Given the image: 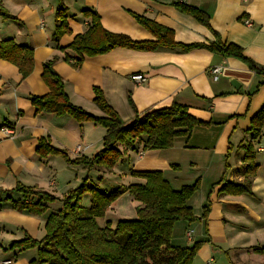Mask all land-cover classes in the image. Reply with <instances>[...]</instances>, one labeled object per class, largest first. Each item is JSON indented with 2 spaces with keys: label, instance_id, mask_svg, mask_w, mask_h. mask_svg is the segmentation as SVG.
I'll list each match as a JSON object with an SVG mask.
<instances>
[{
  "label": "crops",
  "instance_id": "crops-1",
  "mask_svg": "<svg viewBox=\"0 0 264 264\" xmlns=\"http://www.w3.org/2000/svg\"><path fill=\"white\" fill-rule=\"evenodd\" d=\"M174 1L178 0H62L69 32L54 42L58 0H2L6 11L16 19L0 17V40L12 38L31 47L34 64L32 72L22 78L15 65L0 59V264H31L37 259V248L10 245L27 237L43 238L48 215L61 206L59 200L50 202L40 215L14 209L12 201L22 200L21 193L13 190L18 183L61 198L85 176L101 189L143 183L142 178L131 175L132 170H160L173 189L199 179V189L188 204L199 217L209 198L207 232L202 219L175 225L181 223L185 232L193 230L190 239L186 236L190 244L203 241V256L214 259L213 246L222 244L223 248L233 249L234 261L252 253V257H261L264 264V255L251 250L264 247V151L258 150L259 145L264 146V123L253 142L259 166L252 179V194L218 192L225 180L244 179L241 144L249 138L251 117L264 103V74L236 57L204 48L140 51L116 47L101 55L85 56L77 68L65 59L73 54L67 46L90 24V17L84 13L89 10L99 15L106 30L134 40L154 39L135 19V15H140L172 29L174 39L184 44H235L247 58L264 68V0H184L208 14V26L179 11L172 5ZM245 20H250L252 26H247ZM53 56L57 57L53 68L62 77L70 101L94 115H103L94 103L93 88L98 87L126 124L136 114L177 102L186 105L189 113L204 125H196L188 135L176 137L173 145L165 149L144 151L142 143L129 148L119 145L120 149L125 148L124 154L110 170L69 164L57 154L40 156L38 142L46 139L70 159L91 157L103 147L106 132L99 124L78 122L68 114L35 113L29 98L48 93L42 79L43 64ZM213 67H221L217 79L210 71ZM135 73L146 79L133 80ZM3 126L12 133H3ZM220 180L223 181L216 184ZM105 182L113 183L104 187ZM87 196L83 198L88 199ZM123 199L134 205L133 217L136 216L138 202L125 192L98 218L101 226H114L116 205Z\"/></svg>",
  "mask_w": 264,
  "mask_h": 264
},
{
  "label": "trees",
  "instance_id": "trees-1",
  "mask_svg": "<svg viewBox=\"0 0 264 264\" xmlns=\"http://www.w3.org/2000/svg\"><path fill=\"white\" fill-rule=\"evenodd\" d=\"M172 5L179 11L192 15L200 23L209 25L208 14L200 8L180 1H174ZM84 13L90 17V24L85 32L77 34L67 46L73 54L65 56L75 68L81 65L85 56L101 55L116 47L140 51H155L160 47L183 51L204 48L225 57H236L250 69L264 74V68L247 58L235 44L220 41L184 44L174 39L172 29L140 15H135V19L154 39L134 40L126 34L106 30L101 25L97 13L89 10ZM0 17L5 20L16 19L6 11L2 0ZM56 20V31L52 35L54 42H58L64 33L69 32L66 7L62 0H58ZM0 59L15 65L22 78L33 70V49L16 43L12 38L0 40ZM56 59L57 57L53 56L43 64L42 79L49 88L48 93L41 96L32 95L29 98L35 113H51L56 116L68 114L78 122L91 121L99 124L106 132L103 147L91 157L70 159L63 150L51 146L46 139H40L38 142L37 152L40 156L57 154L64 157L69 164H80L87 169L102 167L110 170L122 158L125 148L134 147L137 143H142L144 151L169 148L176 137L188 135L196 125H204L203 121L189 113L186 105L177 102L136 114L133 120L126 124L108 104L98 87L93 88L94 103L103 115H94L70 101L62 77L53 68ZM263 123L264 103L251 117L249 138L241 144L244 150V179L240 182L225 180L219 188V194H252V179L259 166L255 160L253 142L259 137ZM119 145L125 148L120 149ZM131 175L142 178L144 182L106 190L91 181L89 176H85L77 187L70 189L61 198L18 183L13 190L21 193L22 200L12 201L14 209L40 215L47 210L50 202L59 200L61 206L48 215L43 238L37 240L27 237L13 241L10 247L37 248L38 257L32 260L31 264H192L203 241H194L190 246L181 247L173 245L171 237L177 222L192 224L198 219L204 221L207 232L211 205L209 198L199 217L188 204L199 188V179L179 189H173L160 170H132ZM125 192L138 202L136 216L119 220L116 227L108 223L101 226L98 218L103 217L111 203ZM85 195L90 197L88 206L81 205ZM251 250L264 255V247L255 246Z\"/></svg>",
  "mask_w": 264,
  "mask_h": 264
},
{
  "label": "rangeland",
  "instance_id": "rangeland-1",
  "mask_svg": "<svg viewBox=\"0 0 264 264\" xmlns=\"http://www.w3.org/2000/svg\"><path fill=\"white\" fill-rule=\"evenodd\" d=\"M112 183L113 182H109L106 184L105 182L103 185L104 187H107ZM123 183L125 184V182ZM114 187L116 186H111L110 188H106V189L112 190L114 189ZM88 199L83 198L81 201V205L88 206L90 204V197H88ZM128 200L129 199H123L116 205V209L118 213L115 214V217L113 218L114 227H116V224L119 220L130 219L134 216V209H133L134 205H132ZM175 226L171 237L172 244L181 247L192 245L190 244L191 241H189L186 237L187 231L185 232L182 224L178 223V225ZM213 247L216 251H213L211 253L212 257H214L213 262L211 264H263V259H261V257H257V255L252 257L253 256L252 253H250V255H245L246 257L242 258L240 261L239 260L234 261V259L232 258L233 249L229 250L228 248H223L224 246L222 244H218V247H220V249L217 246H213ZM210 256L211 255L203 256V251L200 247L192 260V264H208V260L210 259Z\"/></svg>",
  "mask_w": 264,
  "mask_h": 264
},
{
  "label": "built area",
  "instance_id": "built-area-1",
  "mask_svg": "<svg viewBox=\"0 0 264 264\" xmlns=\"http://www.w3.org/2000/svg\"><path fill=\"white\" fill-rule=\"evenodd\" d=\"M180 2H185L184 0H178ZM244 23L247 25V26H252V22L250 20H245ZM211 73H212V76L214 79H217L218 78V75L220 74L221 72V67H213L210 69ZM133 80L137 81V82H142L144 81L146 78L143 74L141 73H135L132 75L131 77ZM1 130L3 131V133L5 134H11L12 133V130L7 127V126H3L1 128ZM258 150L259 151H264V146L262 145H259L258 146ZM192 233H193V230H189L186 234V236L190 239L192 237ZM10 261H5L4 263H9ZM213 262V259H209L208 260V264H211Z\"/></svg>",
  "mask_w": 264,
  "mask_h": 264
},
{
  "label": "water",
  "instance_id": "water-1",
  "mask_svg": "<svg viewBox=\"0 0 264 264\" xmlns=\"http://www.w3.org/2000/svg\"><path fill=\"white\" fill-rule=\"evenodd\" d=\"M232 83V85L234 86V87H236L235 85H234V83L233 82H231Z\"/></svg>",
  "mask_w": 264,
  "mask_h": 264
}]
</instances>
